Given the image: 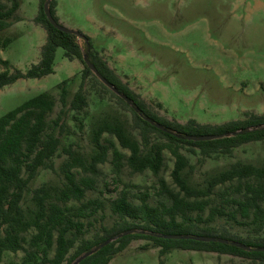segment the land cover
I'll use <instances>...</instances> for the list:
<instances>
[{
  "label": "rangeland",
  "instance_id": "obj_1",
  "mask_svg": "<svg viewBox=\"0 0 264 264\" xmlns=\"http://www.w3.org/2000/svg\"><path fill=\"white\" fill-rule=\"evenodd\" d=\"M18 1L21 20L2 33L12 43L6 50L0 45V60H7L26 73L41 60L46 32L34 21L40 0ZM56 8L59 24L86 34L94 51L160 117L182 124L195 120L200 124L220 125L252 114L264 115V0H57ZM77 42L85 48L82 38L78 37ZM84 68L81 59L70 61L65 51L58 48L53 74L41 79H21L0 90V117L48 92L56 102L49 117L53 122L69 107L64 108L60 101V84L66 82L70 104L81 84ZM2 71L4 67L0 64ZM85 90L88 107L80 113L70 111L63 128L56 131L62 145L52 160L54 167L41 169L30 184L22 203L26 212L35 210L32 201L35 189L63 185L62 165L68 159L65 148L79 152L90 161L95 153L93 130L99 125L121 121L141 142L139 130H133L131 112L111 92L104 91L92 79ZM105 136L116 142L121 153L130 154L114 137ZM158 140L153 136L152 142ZM190 149L186 147L182 153L195 169L193 172L187 169L184 175L194 187H205L208 178L237 162L264 165V142L249 143L231 156L217 155L204 162L200 161L198 151L194 155ZM164 155L161 177L178 190L171 176L175 159L168 151ZM99 169L96 191L88 192L87 200H98L105 209L83 219L93 224L86 235L88 239L119 221L108 201L123 191L129 193L135 204L140 203L143 194L149 195L152 206L170 204L167 196L161 194L158 178L149 171L133 174L126 167L116 168L112 151L108 162ZM216 192L227 198L240 196L236 194L235 184L218 187ZM213 198L214 204L223 201L218 195ZM67 206L75 214L80 204L71 202ZM207 216L208 211L204 214ZM201 227L215 228L217 234L225 228L242 239H264V230L256 233L223 219ZM145 246L147 250L143 249ZM160 249L148 240H132L110 264H160L161 261L163 264H261L232 255L182 250L160 258ZM24 259L23 251H7L1 264H25Z\"/></svg>",
  "mask_w": 264,
  "mask_h": 264
},
{
  "label": "trees",
  "instance_id": "obj_2",
  "mask_svg": "<svg viewBox=\"0 0 264 264\" xmlns=\"http://www.w3.org/2000/svg\"><path fill=\"white\" fill-rule=\"evenodd\" d=\"M47 0H40L39 13L35 23L46 32V42L41 50L38 64L23 73L13 67L9 61L0 60L4 71L0 72V90L21 79H41L55 72V57L58 48L65 51L70 61L81 59L85 68L78 91L68 104L66 82L60 84L62 90L60 101L64 108L56 120L49 121L56 102L53 96L44 92L30 99L16 109L0 117V264L5 252L25 253V264H72L82 254L97 248L107 240L134 231L103 247L80 264H110L119 253L123 252L132 240H148L153 247L161 248L160 258L175 250L198 251L232 255L250 259L264 264V252L247 251L231 244L200 242L195 240H167L154 237L149 233L166 235L202 236L239 242L254 249L264 248V239L248 240L231 235L223 228L217 234L215 228H202L201 224H212L225 220L228 224L246 228L256 233L264 230V165L255 166L237 162L228 169L212 175L203 188L190 185L184 173L195 169L182 153L186 147L192 154L200 155L204 162L217 155L231 156L243 145L264 142V129L246 131L249 128L264 125V115H249L245 119L233 120L220 125L200 124L195 120L182 124L170 121L155 114L147 103L135 93L128 84L110 68L104 58L93 49L91 39L82 33L85 41L82 49L78 37L57 30L44 12ZM57 0H52V16L59 23L56 15ZM18 0H0V45L6 50L12 40L3 38L2 33L10 29L21 19L18 16ZM84 54L96 66L100 74L118 91L125 95L133 106L127 104L120 96L106 87L86 66ZM92 79L104 91L111 92L118 102L133 116V130H139L141 142L135 139L121 121L105 122L93 130L92 142L95 153L87 161L79 152L65 148L68 159L62 165L65 181L62 186H43L33 191L32 201L35 210L26 212L23 208L25 193L36 179L41 169H53V158L61 148L62 142L57 130H61L70 111L80 113L88 107L86 85ZM135 109H139L136 112ZM164 126V132L147 121ZM105 135L114 137L122 149L129 155L121 153L116 142ZM220 136L221 138L193 142L188 136ZM153 136L158 141L152 142ZM112 151L115 167L128 168L133 174L151 172L170 204L152 206L149 195L143 194L140 203L135 204L129 193L123 191L116 198L108 201L114 216L119 218L112 228H103L92 239L86 238L91 231L92 222H84L98 210L104 211L103 203L98 200H87V193L96 191L99 166L108 162ZM168 151L175 159L171 173L176 188L170 187L161 177L165 168L164 152ZM235 184L236 196L227 198L217 194L218 187ZM215 195L223 200L214 204ZM80 204L78 211L71 214L68 204ZM96 205V207H93ZM91 209L90 212H87ZM208 211V216L204 214ZM104 217V216H103ZM74 254L69 257L71 251ZM143 249L147 250L148 246ZM53 252V255H52ZM52 255V256H51ZM160 264H163L161 261Z\"/></svg>",
  "mask_w": 264,
  "mask_h": 264
},
{
  "label": "water",
  "instance_id": "obj_3",
  "mask_svg": "<svg viewBox=\"0 0 264 264\" xmlns=\"http://www.w3.org/2000/svg\"><path fill=\"white\" fill-rule=\"evenodd\" d=\"M52 0H47V2L44 4V12L45 15L47 16L49 22L59 31L64 32V33H68V34H72L75 35L77 37L80 36V33L78 31H74V30H70L64 26H62L61 24H59L58 22H56V20L54 19V17L52 16L51 13V9H50V4H51ZM84 62L86 64V66L91 70V72H93V74L106 86L108 87L112 92H114L115 94H117L118 96H120L123 100H125L127 102V104H129L130 106H133L132 101H130L125 95L121 94L118 89L111 83H109L98 71V69L96 68V66L91 62V60L88 58L87 54H84ZM136 112H139V109H135ZM147 121L149 123H151L152 125H154L156 128L164 131V132H168V130L158 124L153 122L150 118H147ZM257 129H264V125L260 126V127H253V128H249L246 131H253V130H257ZM221 138L220 136H210V135H203V136H188L187 139L189 141H193V142H206V141H213L216 139ZM134 234V231H128L124 234H120L116 237H113L109 240H107L104 244L98 246L97 248H94L93 250L86 252L84 254H82L80 257H78L72 264H80L82 261H84L86 258L92 256L94 253H96L97 251H99L100 249H102L103 247L109 245L110 243L116 241L119 238H122L124 236L127 235H131ZM154 237H159L162 239H167V240H195V241H200V242H216L218 241L221 244H231L235 247H239L241 249L247 250V251H260V252H264V248H259V249H254L252 247L246 246L244 244H241L239 242H230L228 240H223V239H216L213 237H207V236H187V235H166V234H155V233H149Z\"/></svg>",
  "mask_w": 264,
  "mask_h": 264
},
{
  "label": "crops",
  "instance_id": "obj_4",
  "mask_svg": "<svg viewBox=\"0 0 264 264\" xmlns=\"http://www.w3.org/2000/svg\"><path fill=\"white\" fill-rule=\"evenodd\" d=\"M56 15H57V17H58V10H57V8H56ZM86 35V34H85Z\"/></svg>",
  "mask_w": 264,
  "mask_h": 264
}]
</instances>
